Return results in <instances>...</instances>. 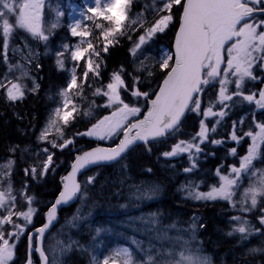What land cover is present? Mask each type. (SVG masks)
Returning a JSON list of instances; mask_svg holds the SVG:
<instances>
[{"label": "snow or ice", "instance_id": "1", "mask_svg": "<svg viewBox=\"0 0 264 264\" xmlns=\"http://www.w3.org/2000/svg\"><path fill=\"white\" fill-rule=\"evenodd\" d=\"M133 0H94V6L88 7L87 12L81 13L84 20L91 21L98 35L93 29L77 19L69 25L71 36L80 39L69 45H61L62 51H56V64L58 70L68 71L69 79L65 87L59 91L60 103L52 110L45 127L41 130L38 140L47 142L52 148L63 151L74 144V137L67 138L64 129L67 128L75 115H79V105L73 97L86 99L85 87L94 88L93 96H104L106 100L99 107L110 109V113L96 120L87 130L75 133V136H85L97 141H114L108 147L97 146L91 150L78 153L71 163V170L61 177V191L55 202L51 205L46 216V223L38 228L28 230V225L33 223L37 209L33 207L35 197L27 194L28 183L25 182L20 192V199L24 200L26 209H18L17 195L11 180L6 187H0V264H14L16 249L23 236H27L26 259L24 264H36L35 254L39 256V264H64V258L71 253L75 241L65 242L52 238L48 241V233L52 221L56 219L58 207L67 204L76 198H87V185L95 182V176H89L85 184H81L78 175L87 168L105 163H119L123 161L129 151L137 144H143L151 153V143H166L168 139L177 136L182 128V122L189 113H194L199 120V130L187 140L180 139L173 144L170 150L161 153L165 158L176 157L187 153L191 167L184 168V172H191L196 168L197 154L202 151L201 144L209 140V133H215L218 126L228 115V110L237 104L247 102L255 105L257 110H264V87L249 91L244 89L248 81L264 83V78L256 75V69L264 71V0H159L155 8L156 18L151 23H146L144 14L136 18L129 16ZM156 0H154V4ZM51 7L50 0H0V36H2L3 62L8 65L9 73L19 69L20 75L13 79L5 74L0 79V90H3L9 102L24 99L26 85L20 81L32 79L30 91L38 90L39 85L29 75L24 67L17 63L11 64L8 58L10 42L17 30H22L34 40L47 43L53 29L59 26L57 21L45 19V8ZM182 11L178 17V28L175 32L173 51H162L156 63L165 73L158 90L154 93L141 91L138 85L142 82L140 76H132V86L128 87L124 79L125 69L113 72L110 81L103 86H95L91 81L100 77V65L103 63L101 52L107 54L109 48L119 44L120 37L127 36L129 31L136 32L144 29L138 36L134 46L130 49L133 56L141 47L148 43L157 33H164L176 20L175 9ZM260 15L258 19L257 16ZM59 15V13H58ZM14 18V22H13ZM95 41V42H94ZM103 46H100V42ZM27 46V45H25ZM20 51V49H13ZM22 54V53H21ZM66 54L72 61V67H65ZM83 61V65H81ZM30 63V61H29ZM39 67V65H37ZM147 70L149 77L154 75L150 68H146L143 61L137 66L136 71ZM91 74V75H90ZM219 85L215 99L209 98L205 107L203 96L209 86ZM234 85V90H230ZM130 93L134 100H144L147 110L142 113L139 103L126 102L122 91ZM154 95V98L151 96ZM239 98V99H235ZM71 105V108L69 107ZM219 105V110H215ZM95 101L91 102L85 116L92 115V108L96 107ZM142 115V118H141ZM218 117L209 128L206 121ZM241 127L238 129L237 125ZM244 120L234 121L230 139L239 144L245 137L250 138L246 154L239 158V165H229L227 172L222 171V166L216 169L218 184L210 186L209 191L199 190V184L189 183L182 186L187 191V199L194 201H227L236 211L246 214L255 211L264 213V169L255 167L258 160H264V122L253 118L247 131L243 130ZM62 125L63 127H61ZM55 128L59 133L57 139L48 140L50 130ZM57 140H62L58 143ZM211 143L218 145L222 140L211 139ZM194 150V151H193ZM15 151V148L10 149ZM47 158L42 162L41 175H46L53 164L54 153L43 148ZM230 154L237 155V149L231 148ZM14 161L9 160L0 169L7 168V172L0 171V183L6 176L11 175ZM127 169V163L123 164ZM54 171V169H53ZM151 171V169H148ZM25 176L29 169H25ZM33 179H37V168L31 167ZM248 177L250 182L239 200H235L237 189L241 181ZM158 186L149 187L147 190L137 188V198H154ZM259 224L264 226V214L258 217ZM69 223H74V220ZM198 216H193L190 230L192 239H195ZM24 223H20L19 221ZM234 221L232 228L226 234L231 237L240 234L241 242L253 235L264 236V227L257 228L242 215L231 217ZM147 222L159 226L161 221L153 213ZM7 226V228H6ZM200 228L205 225L200 224ZM176 228L175 223L168 225L158 232L156 239H172L168 236V229ZM188 231V230H185ZM175 240L182 242L185 247L172 248L166 252L157 250V253L166 258L157 260L152 251L145 253L146 258L137 260L130 249L117 248L113 254L98 259L93 256L92 264H117L118 259L122 264H210L206 256L194 255L187 250L189 241L182 240L180 236ZM152 246L150 245V249ZM264 251L261 248H252L250 252Z\"/></svg>", "mask_w": 264, "mask_h": 264}, {"label": "trees", "instance_id": "2", "mask_svg": "<svg viewBox=\"0 0 264 264\" xmlns=\"http://www.w3.org/2000/svg\"><path fill=\"white\" fill-rule=\"evenodd\" d=\"M148 1L150 2L151 0H133L129 16L136 18L138 14L143 13L146 23L153 22L156 18L155 8L158 6L159 0H156L155 7L152 10L145 8V4ZM69 3L80 5L81 0H50L51 7H55V12L58 11L59 13L54 18V12L47 7L45 8V19L49 21L50 18H53L52 21L58 20L59 24L57 28L52 30L54 34L50 35L47 43L34 40L26 34V39L31 46L38 45L35 47L41 50L38 57L32 62L35 82L39 85L38 90L35 92L30 91L33 86L32 82L25 79L21 80L20 82L26 85L25 96L24 99L15 103L9 102L4 91L0 90V165H6L9 160L14 161L11 175L4 177L0 185H6L11 180L13 190L18 197L17 207L18 209H24L26 203L20 199V192L24 183H28L27 194L35 197L33 207L37 209L33 217V223L28 226V230L37 228L43 223V213L57 195L61 177L66 173L75 156L92 146H109L116 142L115 140L111 143H105L85 136H75V133L87 130L96 120L111 111L110 109L99 107L105 102V97L93 96L94 88L87 87H85L84 92L86 99L82 100L80 97H73L79 105V115L74 113L75 119L64 129L65 137H74V144L61 151L52 148L46 141L41 142L37 139L41 127L48 120L52 109L60 103L61 98L58 93L62 87L66 86L69 79L68 71L58 70L55 53L63 50L62 44L68 43L72 45L80 39L79 37H72L68 27L67 7ZM175 12V22L164 33H157L150 40L156 46L169 49V51H171L181 9L176 8ZM85 14L91 15L88 12ZM257 18L259 19L260 15ZM80 20L82 24L91 27L95 35H98V30H95L91 21L84 20L83 16ZM143 31L144 29L142 28L136 32L129 31L128 35H131V40L127 36L120 37L119 44L111 46L107 54L101 52L103 63L100 65V77L91 81L95 86L106 85L110 81L111 74L119 71L120 67L123 66L125 69L124 79L129 88H131L133 83L132 76L129 73H133L142 79V82L138 85L141 91L154 93L157 90L165 75L157 63L151 68L154 72L151 77L144 72H137L133 68V56L130 49L133 48L134 42H136ZM14 43L15 41L11 39L10 47ZM47 46H49L51 51L49 53L42 51ZM100 46H103L102 41ZM2 52V36H0V79H4L5 74H8L9 77L14 73V71L9 73L8 65L3 62ZM7 55L11 64L14 65V60L10 58L8 53ZM81 65H83V61H81ZM65 67H72V61L67 54ZM250 82L246 83L245 93L255 89V84H250ZM218 87V84L209 86L203 96L205 107L209 103V98L215 99ZM122 96L126 102L139 103L142 107V113L147 110L142 98L136 101L130 93L123 91ZM92 101H95L97 106L92 108L91 116H85L83 113L89 109ZM69 107L71 108V105ZM219 107L217 105L215 110H219ZM251 111L253 112L248 113L246 111L244 102L228 110V115L218 126L217 131L215 133L210 132L209 140L200 145L202 151L197 154L195 161L197 166L191 172L185 173L183 171L184 168L191 167V162L186 154L165 158L161 153L170 150L171 146L180 139H190L199 130V120L202 117H198L194 113H189L184 118L182 128L177 136L168 139L166 143H151V153L145 149L144 145H138L127 153L123 161L112 166L89 170L80 177L79 181L81 184H85L89 176H95L94 184L87 185V190L89 194L99 196L109 193L110 190L114 192V189L119 187L117 182L125 176L138 180H154L162 187L161 199L148 204L147 208L159 212L165 221L173 220L180 225L191 222L194 215L200 217L197 221L198 228L194 250L200 254L207 255L210 264H264V251L250 252L252 248L264 249V236L253 235L241 242L239 233L231 237L226 234L235 223L231 221V217L242 215L257 228H262L264 226L259 224L257 217L264 213L254 210L253 212L242 214L236 211L232 212L229 203L223 201H194L187 199V191L182 189V186L192 183L193 185L199 184V190L205 192L216 183L217 176L215 173L218 167L222 166V171L225 172L229 165H238L239 158L245 153L248 142L245 139L244 142L237 144L228 141L227 138L232 131L233 122L237 121L242 115H246L247 122L251 123L254 113L256 120L264 122L263 110ZM216 119L219 118L212 117L209 124H214ZM60 126L63 127L62 125ZM244 128L246 127L243 126ZM58 136L59 133L54 129L49 133L48 140L57 139ZM211 139L222 140L223 143L214 145L211 143ZM57 142L62 143L63 141L57 140ZM46 147L50 152L54 153L53 164L46 175H41L42 162L47 158L42 149ZM12 148H15L14 152L10 151ZM231 148L237 149L236 156L230 154ZM263 161L258 160L255 164ZM124 163H127V169H124ZM32 166L37 168V179L32 178ZM25 169H29V175L27 176H25ZM148 169H151V171H148ZM0 171L7 172L8 169L3 168ZM70 211L71 207L60 209L57 214L58 222L65 219L70 214ZM200 224L205 225V227L200 228ZM26 237L23 236L18 244L14 264H23L26 259ZM85 259V257L73 252L68 257L67 264H88Z\"/></svg>", "mask_w": 264, "mask_h": 264}, {"label": "rangeland", "instance_id": "3", "mask_svg": "<svg viewBox=\"0 0 264 264\" xmlns=\"http://www.w3.org/2000/svg\"><path fill=\"white\" fill-rule=\"evenodd\" d=\"M92 6H94V0H81L80 5L69 3L67 7L68 27L77 19L80 20V18L82 17L80 14L82 12L86 13L87 8ZM154 7V0H151L150 2L148 1L145 4V8H150L152 10L154 9ZM47 8L54 12L53 18L55 17V15H58V11L55 12V7ZM53 18H50L49 21H52ZM26 34L27 33L23 32L22 30H17L14 33L12 39L15 41V43L10 47L8 54L10 55V58L14 60V65L20 63L24 67V69L29 72V75L35 79L32 71V62L38 57L41 50L38 47H35L38 45L31 46V44L26 39ZM17 48L20 49V51H13V49ZM42 51L45 53L51 52L49 46L43 48ZM162 51H169V49L158 47L154 43L149 41L148 43L144 44L140 50L137 51L135 56L132 55L133 68L136 70L137 66H139L143 61L146 68L151 69L152 66L156 64V61ZM259 70L260 69L257 68L256 72L260 73ZM140 72H144L147 74V70ZM19 75L20 70L17 69L14 71L13 75H10L8 78L15 80V78ZM25 80L32 82V79ZM233 89L234 85H230V90ZM244 105L246 106V111L248 113L253 112L251 110L257 111L254 104L249 105L247 102H244ZM242 118L244 120L243 126L246 127L243 130L247 131L251 123L247 122L246 115H242L240 118H238L237 122ZM210 119L206 121L209 128L212 126V123L209 124ZM46 122L41 127V130L45 127ZM237 127L239 129L241 126L238 124ZM54 129L55 128L51 129L50 132ZM40 133L38 137L40 136ZM245 139L249 145L251 143L250 138L245 137L241 142H244ZM227 140L232 141L230 139V134ZM103 142L111 143L112 141ZM232 142L236 143L235 141ZM246 151L243 155L246 154ZM184 154L187 155V153ZM255 167L258 169H264V161L262 163L255 164ZM226 172L227 170L225 171V173ZM249 182L250 180L248 177H245L241 181V186L237 189L236 195L234 196L235 200H239L241 198V195L243 194L244 189L248 187ZM215 184H218V177ZM117 185L119 187L117 189H114V192L110 190L109 193L99 196H93L88 193L86 199L80 198L78 202L71 208L70 214L62 221H59L52 229V231L48 235L49 238L48 241H46V244L51 242L53 237H55L56 239H61L66 243L69 241L77 242V245L74 246L71 253L64 258V264H67V259L73 252H76L80 256L83 254L82 256L86 258L85 261L87 260L88 264H92L93 256H96L98 259L102 260L103 257L112 255L113 250L117 248L130 249L137 260L145 259V253L151 250L152 253L156 255L157 260L159 261L166 257L159 255L157 253V250H163L166 252L168 249H179L181 247H185L182 242H178L175 240V237L177 236H180L182 240L189 241V244L186 246L188 251H190L194 255L206 256L209 260V257L207 255L200 254L199 252H196L194 250L197 229L195 232V239H192V231L190 230L192 221H189L185 225H180L173 220L165 221L162 218L161 214H159V212L152 211L147 208L148 204L160 199L162 192V187L160 184H158L154 180H138L133 179L132 177L125 176L119 182H117ZM6 186L7 184L0 185V187ZM155 186H158V191L155 193L154 198H137L136 190L138 187L147 190L149 187ZM209 189H207L205 192L209 191ZM216 201L222 202L223 200ZM223 202L228 203L227 201ZM26 207L27 205L24 209H26ZM230 208L232 212L236 211L231 205ZM153 213L157 214L158 219L161 221L159 226L147 222V219ZM73 218L76 219L74 220V223L70 224L69 222L73 221ZM19 222L22 224L24 223L22 220ZM173 223H175L176 228L168 229V236L172 239H156L158 232L164 230L168 225H171ZM150 245L152 246L151 249ZM117 264H122V261L118 259Z\"/></svg>", "mask_w": 264, "mask_h": 264}, {"label": "water", "instance_id": "4", "mask_svg": "<svg viewBox=\"0 0 264 264\" xmlns=\"http://www.w3.org/2000/svg\"><path fill=\"white\" fill-rule=\"evenodd\" d=\"M181 11H182V9H181ZM178 23H179V21H178ZM177 28H178V25H177ZM176 28V29H177ZM176 32V31H175ZM174 39H175V34H174V37H173V41H172V46H171V50L173 51L174 49H173V44H174ZM161 82H162V80H161ZM160 82V83H161ZM157 90H158V88H157ZM156 90V91H157ZM153 98H154V96H153ZM141 118H142V116H141ZM116 143H118V140L116 141ZM138 145H143L142 143L141 144H137L136 146H138ZM97 146H100V147H108V146H104V145H96V146H92V147H90V148H88V149H86V150H91V149H93V148H95V147H97ZM135 146V147H136ZM86 150H84V151H86ZM75 159V158H74ZM74 159H73V161H74ZM72 161V162H73ZM71 162V163H72ZM116 163H105V164H100V165H94V166H91V167H89V168H87L86 170H84L81 174H79L78 175V180L80 179V177L84 174V173H86L87 171H89V170H92V169H95V168H100V167H106V166H112V165H115ZM71 165V164H70ZM70 165H69V167H68V170L66 171V173L63 175V176H65L70 170H71V168H70ZM62 176V177H63ZM61 188H62V185H61V182H60V186H59V191H58V193H57V195L55 196V198H54V200L52 201V203L46 208V210L44 211V213H43V223L41 224V226L44 224V223H46V216H45V214L47 213V211L49 210V208L51 207V205L55 202V200H56V198H57V196L59 195V192L61 191ZM80 198H76V199H74L73 201H70L69 203H67V204H62V205H60L59 207H58V210H57V213H58V211L60 210V209H66V208H69V207H71V206H73V205H75L77 202H78V200H79ZM58 223V217L56 216V219H54L53 221H52V224H51V226H50V229H49V233L52 231V229L56 226V224ZM40 227V226H39ZM38 228V227H37ZM48 233V234H49ZM37 255V257L39 258V256H38V254H36Z\"/></svg>", "mask_w": 264, "mask_h": 264}, {"label": "flooded vegetation", "instance_id": "5", "mask_svg": "<svg viewBox=\"0 0 264 264\" xmlns=\"http://www.w3.org/2000/svg\"><path fill=\"white\" fill-rule=\"evenodd\" d=\"M259 71H260V73H258L256 75L259 76V77H261V78H264V72H262L261 70H259ZM250 84H255V89L253 91L258 90V89L264 87L263 86V83H261L259 80H257V81H251ZM257 111H262V110H257ZM34 258H35L36 264H39V259H37L36 254H35Z\"/></svg>", "mask_w": 264, "mask_h": 264}, {"label": "bare ground", "instance_id": "6", "mask_svg": "<svg viewBox=\"0 0 264 264\" xmlns=\"http://www.w3.org/2000/svg\"><path fill=\"white\" fill-rule=\"evenodd\" d=\"M44 121H45V120H44ZM34 141H35V140H34ZM82 176H83V175H82ZM160 199H161V198H160ZM71 208H72V207H71ZM57 214H58V213H57ZM26 238H27V237H26ZM48 238H49V237H48ZM17 247H18V246H17ZM74 251H75V250H74ZM82 255H83V254H82ZM82 255H81V256H82ZM37 259H38V258H37ZM22 261H23V260H22Z\"/></svg>", "mask_w": 264, "mask_h": 264}]
</instances>
